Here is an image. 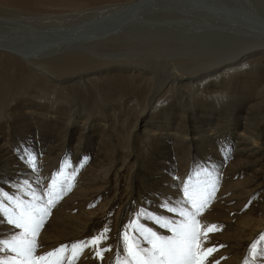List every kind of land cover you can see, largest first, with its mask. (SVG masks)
Instances as JSON below:
<instances>
[{
    "label": "bare ground",
    "instance_id": "6f19581e",
    "mask_svg": "<svg viewBox=\"0 0 264 264\" xmlns=\"http://www.w3.org/2000/svg\"><path fill=\"white\" fill-rule=\"evenodd\" d=\"M176 1L0 0L5 19L99 18L33 48L0 33V193L27 201L58 185L37 255L64 245L68 264L73 243L108 228L103 259L85 248L72 264H117L136 212L180 219L161 204L186 207L184 183L210 180L199 216L217 228L203 241L216 246L209 259L264 264L252 252L264 251V0ZM191 6L205 19L174 31L168 17ZM133 43L146 52L129 53ZM173 49L168 60L148 54ZM7 206L0 195V241L19 232Z\"/></svg>",
    "mask_w": 264,
    "mask_h": 264
},
{
    "label": "snow or ice",
    "instance_id": "6c2138e0",
    "mask_svg": "<svg viewBox=\"0 0 264 264\" xmlns=\"http://www.w3.org/2000/svg\"><path fill=\"white\" fill-rule=\"evenodd\" d=\"M34 159L33 157L32 160ZM32 168L35 169L34 163ZM57 189V180L53 177L42 194L32 191L31 199L27 201L7 192L0 193L8 202V206L2 209L7 224L19 230L9 239L0 241V252L10 253L0 260V264H64L61 256L66 251L64 245L43 254H36L37 237L59 195ZM214 190L215 183L210 180L193 185L184 183L182 191L186 207L161 204V208L168 213L178 215L180 219L177 220L143 208L136 212L121 233L125 257L122 261L117 260V264H218L214 258L209 259L217 250L216 246L205 247L203 244V241L209 239L208 233L217 230L216 225L202 227L199 220L200 214L214 196ZM141 218L167 229L170 235L159 234L141 222ZM108 232V228H103L98 234L73 243L71 256L67 258L68 264H72V257L85 248H90L95 257L102 260L104 252L110 250V246L104 244L109 239ZM139 241H143L146 246L142 247ZM252 252L254 258L264 257V251L258 252L256 245L252 246Z\"/></svg>",
    "mask_w": 264,
    "mask_h": 264
},
{
    "label": "rangeland",
    "instance_id": "374dc122",
    "mask_svg": "<svg viewBox=\"0 0 264 264\" xmlns=\"http://www.w3.org/2000/svg\"><path fill=\"white\" fill-rule=\"evenodd\" d=\"M178 1L179 0H177L176 3ZM176 3L174 4V6L176 5ZM187 9L188 10H186V9H180L179 10V13H178L179 16H176V17H173L172 16L171 18L168 17V19L170 21H172L171 23H168V24L170 26H174L175 27L173 29L174 31H180V32H183V33H188L189 32V29H192V28H194L196 26H199V23L198 22L205 19V18L203 19V14H201V11L202 10L201 11H197V10L193 9L192 6H191V8L189 7ZM191 11H194L195 13H193ZM137 13H138V10L134 8V9H131L130 11H128V16L129 17H135ZM145 14H146V10L144 12L142 10V11H140L139 17H141L142 15L145 16ZM206 18L208 19V17H206ZM3 19H5V18H0V20L2 22L4 21L2 24H0V31H1L0 33L2 34V35L0 34L1 36L8 37L7 35H11V36H15L16 38L18 37L20 39V41H22V44L23 45H27V46H30V48H33L34 46L39 45L38 43H36L37 40L44 41L45 39L50 38L52 36L55 39V37L56 38L59 37V35L57 34L58 31H66V30L68 31V30H71L72 28H75V26H79V25H82V24L83 25H87V26L88 25H92L99 18H96V17H91V18L90 17H86V18L80 19L78 21L73 20L72 22H70L67 19H66L67 21L65 19H63V20L62 19H56V21L54 19H47L45 21H42V23L41 22L40 23L38 22L40 20H38V21L37 20H34V19H29V20L27 19L26 20L25 18H21V19L16 18V17H13L12 18V16L9 17V18H7V19H5V20H3ZM115 19H120V18L115 17ZM48 20H49V22H48ZM69 23H70V25L72 27H70ZM39 24L41 26H39ZM65 26L66 27L68 26V28H70V29H68V28L66 29ZM50 27H51V30H50ZM28 29H29V31H27ZM33 29H35V30H33ZM31 31H33V32H31ZM35 33H36L37 36L35 35ZM50 33H52V34L49 35ZM176 33H178V32H176ZM38 34H40V35L38 36ZM47 35H49V37H46ZM65 35H66V33H65ZM70 36H71V33H70ZM8 38H10V37H8ZM43 38H44V40H43ZM47 40H49V39H47ZM22 44H21V47H22ZM144 45L145 44H142V43H133V45L131 47V51L129 53H132V50L133 51H138V52H146V49L144 48ZM176 47H177V45L174 46V49H176ZM174 49H173V52L170 51V50H167L165 52V50H164L163 51L164 52L163 54H159L158 50H156L154 53H148V54H151L152 56H154L155 58H158L160 60H168V59L173 58V54L175 53L174 52ZM176 53H178V52H176ZM140 128H141V126H139V129ZM74 142H75L74 139H70L68 143L71 146V145H74ZM70 154L71 153H69V155Z\"/></svg>",
    "mask_w": 264,
    "mask_h": 264
}]
</instances>
